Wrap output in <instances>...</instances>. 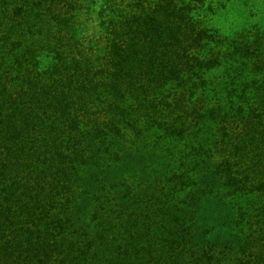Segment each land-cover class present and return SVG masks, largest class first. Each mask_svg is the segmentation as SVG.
I'll use <instances>...</instances> for the list:
<instances>
[{
	"label": "trees",
	"instance_id": "16d2710c",
	"mask_svg": "<svg viewBox=\"0 0 264 264\" xmlns=\"http://www.w3.org/2000/svg\"><path fill=\"white\" fill-rule=\"evenodd\" d=\"M38 1L0 0V264H263L264 252L255 254L250 243L233 245L246 230L245 210L257 206L242 198L259 195L255 215L264 209V128L248 162L246 136L233 142V163L210 152L186 163L169 156L161 137L182 131L158 121L142 130L126 118L110 131L86 128L69 93L73 79L86 86L95 62L74 53L81 42L73 17L48 14ZM189 11L160 1L109 17L115 36L105 81L117 116L129 112V88L120 84L134 78L138 55L137 75L151 87L189 88L208 77L210 85L222 66L230 78L222 87L238 105L264 98V66L252 48L196 29ZM202 41L209 58L194 52ZM254 115L264 127L261 113ZM121 123L137 134L128 146ZM225 252L242 256L230 262Z\"/></svg>",
	"mask_w": 264,
	"mask_h": 264
},
{
	"label": "rangeland",
	"instance_id": "374dc122",
	"mask_svg": "<svg viewBox=\"0 0 264 264\" xmlns=\"http://www.w3.org/2000/svg\"><path fill=\"white\" fill-rule=\"evenodd\" d=\"M37 0H26L33 3ZM45 4L42 11L50 14L52 11L61 13L65 16L73 17V28L79 31L80 44L75 47V54H84L85 63L95 62V71L93 75L89 72L83 81L85 87L78 85V80L73 79L72 88L69 96L73 102V113L79 114L80 120L83 121L86 128L97 126L98 129L108 130L109 127L120 118H126L140 130L144 129L147 120L151 123H164L174 130L182 131V135H164L161 139L170 151L171 157L180 156L183 163L187 162L186 158L190 155H201L194 158L200 161L203 156H209L217 162L222 159H228L235 162L239 158L230 154L233 142L239 137H245L248 148L244 147L242 152L247 154L242 156V160L248 162L250 157L255 156L253 146L259 138V129L261 127L255 113H261L264 120V98L255 101L238 103L235 98L227 94L222 87L230 78H226L225 68L219 66L209 85V77L203 80H195L191 87H180L173 84L171 87L162 88L150 85L145 79L137 75L139 68L143 65V58L135 55V64H132L133 79L124 80L120 86L121 89H127V105L125 115L116 114L117 110L112 109L115 94L110 86L106 84V75L111 70L107 65L105 56L108 51L110 40L114 38L113 27L109 24L106 29L110 16H120L124 13L142 12V7H154L157 2L171 1L172 4L190 9L192 15L191 22L198 30H209L220 35L227 34L241 44L244 42L256 53L261 65L264 66V0H39ZM38 1V2H39ZM19 2V0H18ZM37 3V2H36ZM142 4V7H140ZM16 6V3L13 4ZM17 5H19L17 3ZM23 6V5H22ZM39 9V8H38ZM8 11V10H7ZM8 14L11 16L12 10ZM8 17V16H7ZM112 19V18H111ZM110 19V20H111ZM109 20V22H110ZM111 23V22H110ZM81 29L79 30V27ZM252 29L255 26L256 32L247 31L246 28ZM253 28V29H254ZM258 34L259 43L255 46L252 40L254 34ZM218 34V35H219ZM257 38V39H258ZM195 54L209 58V51L206 49L204 41L195 48ZM81 57V58H82ZM84 63V64H85ZM86 71V70H85ZM250 72L256 73L253 69ZM105 75V76H104ZM252 77V74L250 75ZM50 80V79H49ZM51 82V80H50ZM196 87V88H195ZM180 88V91L178 89ZM150 100V103L148 101ZM120 107V105H119ZM136 119H132L133 115ZM137 115V116H136ZM156 126V125H155ZM258 131H257V129ZM119 131L124 132L123 138H120L124 146L130 145L132 138L137 134L128 126L121 123ZM122 129V130H121ZM111 129L113 133L108 136L112 140L117 135V129ZM91 133H84L89 138ZM160 140V139H159ZM224 148L226 150L224 151ZM165 152V151H164ZM181 154V155H180ZM264 156V151L260 152ZM192 166V159H189ZM132 167L131 175L133 173ZM248 202L257 203L256 207H250L245 210L249 221L243 237L239 238L241 243H250V250L255 254L264 252V209L258 217L256 210L260 209L259 195L245 196ZM264 201V196L262 197ZM264 208V206H263ZM261 239V240H260ZM251 240L252 242H249ZM226 259L234 261L235 256L241 253L225 252ZM242 256V254L240 255ZM240 264V263H239ZM251 264V263H250ZM264 264V263H263Z\"/></svg>",
	"mask_w": 264,
	"mask_h": 264
}]
</instances>
